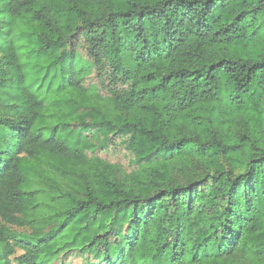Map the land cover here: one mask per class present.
I'll use <instances>...</instances> for the list:
<instances>
[{
  "label": "trees",
  "instance_id": "obj_1",
  "mask_svg": "<svg viewBox=\"0 0 264 264\" xmlns=\"http://www.w3.org/2000/svg\"><path fill=\"white\" fill-rule=\"evenodd\" d=\"M0 56V264H264V0H0Z\"/></svg>",
  "mask_w": 264,
  "mask_h": 264
},
{
  "label": "rangeland",
  "instance_id": "obj_2",
  "mask_svg": "<svg viewBox=\"0 0 264 264\" xmlns=\"http://www.w3.org/2000/svg\"><path fill=\"white\" fill-rule=\"evenodd\" d=\"M0 58H1V56H0ZM2 152H4V150L0 149V157H1ZM8 156H9V154H7L6 157H8ZM175 172L177 173V175L182 176V180L185 179V176H183V172H181L179 170H176ZM122 178H123V176L120 177V179H122ZM72 186L76 190L77 186H74V184H72ZM6 227L9 231L10 235H12L13 237H16V238H25V237H30V236L42 235L51 229V226L44 228V229L39 228V229H35V230L30 229V228H18V227L9 226V225H6ZM18 254H21V252H18ZM15 258L16 257H11L12 264H18V263H16Z\"/></svg>",
  "mask_w": 264,
  "mask_h": 264
}]
</instances>
